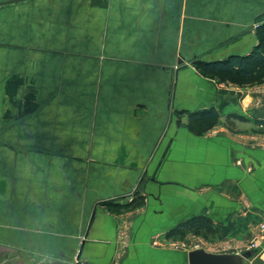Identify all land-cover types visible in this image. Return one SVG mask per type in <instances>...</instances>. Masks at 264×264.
<instances>
[{"label":"crops","instance_id":"obj_1","mask_svg":"<svg viewBox=\"0 0 264 264\" xmlns=\"http://www.w3.org/2000/svg\"><path fill=\"white\" fill-rule=\"evenodd\" d=\"M7 5L0 130L25 132L0 142L9 226L78 243L81 264H185L188 251L160 241L199 219L216 245L247 250L235 246L264 220V83L206 76L195 62L250 55L264 0ZM211 109L213 131L187 128ZM253 252L249 264L264 263Z\"/></svg>","mask_w":264,"mask_h":264},{"label":"rangeland","instance_id":"obj_2","mask_svg":"<svg viewBox=\"0 0 264 264\" xmlns=\"http://www.w3.org/2000/svg\"><path fill=\"white\" fill-rule=\"evenodd\" d=\"M11 0H0L1 2H8ZM8 4V3H7ZM7 4L0 5V10L6 8ZM8 13H5V17L2 18L0 25V44L6 45L9 43V25H8ZM1 16V15H0ZM3 17V16H2ZM37 19V18H36ZM260 21L254 24V29L257 31L258 40L264 42V33L262 32V24ZM261 34V35H260ZM6 38V39H4ZM261 38V39H260ZM8 59L9 54L7 51H0V79L4 82L0 85V113H8V108L10 107V102L7 95V80H8ZM196 66V65H195ZM197 68V66H196ZM198 69V68H197ZM198 71H200L198 69ZM4 75V76H3ZM207 76V75H206ZM218 77H225L231 82H239L241 86L246 85H262L264 83V74L255 79H238L233 76L220 75ZM224 78V79H225ZM6 92V93H5ZM13 106V105H12ZM13 108H15L13 106ZM178 125H181L182 115L177 114ZM3 117V114H2ZM7 117V114H6ZM218 121H202V120H191L189 121L187 128L197 136L205 135L213 131L217 125ZM0 130V142H24V131L23 130H9L8 126L1 125ZM4 127V129H3ZM4 154L7 155V152ZM9 169V163H0V170L7 174ZM1 186L3 188L0 191V245L15 249L19 252V255L25 264H81L78 262L77 254L79 250V244L76 242L62 241L61 237L48 235V236H33L30 232L26 231L24 228H17L9 226L8 216H9V204H8V180L2 179ZM135 198L138 195H134ZM115 203V202H114ZM109 206L108 208H110ZM128 208V207H127ZM131 208V207H130ZM117 212L122 211L125 208H115L114 206L110 208ZM262 222V221H261ZM260 222V223H261ZM259 223V224H260ZM202 227L197 231H178L176 234H167V240H161L160 244L165 246H174L179 249L189 251L197 247L206 248L213 252H227L232 250L235 244L224 243L221 247L216 245L214 238L216 233V228H213L208 221L201 222ZM209 225L210 228L206 229L204 226ZM50 229V228H49ZM252 237L248 238L245 242L238 244V249H246ZM227 250V251H226ZM252 264H264L261 261L253 262Z\"/></svg>","mask_w":264,"mask_h":264},{"label":"trees","instance_id":"obj_3","mask_svg":"<svg viewBox=\"0 0 264 264\" xmlns=\"http://www.w3.org/2000/svg\"><path fill=\"white\" fill-rule=\"evenodd\" d=\"M261 34L264 33V26L262 27ZM260 34V35H261ZM261 39V38H260ZM195 65L204 75L207 76H233L238 79H255L264 74V42L259 40V45L250 55H236L231 56L225 60L221 61H196ZM225 78V77H222ZM219 114L215 109L202 112L192 116V119L202 120V121H217ZM242 118V117H241ZM245 119V118H242ZM264 124V122H259ZM114 203L108 204L112 206ZM130 207V206H128ZM201 219L191 220L184 222L176 228L175 231L171 232L172 235L176 234L178 231H197L202 227ZM209 229V225L204 226Z\"/></svg>","mask_w":264,"mask_h":264},{"label":"water","instance_id":"obj_4","mask_svg":"<svg viewBox=\"0 0 264 264\" xmlns=\"http://www.w3.org/2000/svg\"><path fill=\"white\" fill-rule=\"evenodd\" d=\"M20 0H11L8 2H1L4 5L11 2H18ZM127 199L123 197L122 199ZM117 200H108L102 204L108 205ZM254 255L251 250L241 252H213L206 248L199 247L189 250L186 256L185 264H249V260ZM0 264H25L21 259L19 252L15 249L0 245Z\"/></svg>","mask_w":264,"mask_h":264},{"label":"built area","instance_id":"obj_5","mask_svg":"<svg viewBox=\"0 0 264 264\" xmlns=\"http://www.w3.org/2000/svg\"><path fill=\"white\" fill-rule=\"evenodd\" d=\"M258 249H261V252L264 257V220L258 225V231L253 236L252 241L247 247V250L251 251H256Z\"/></svg>","mask_w":264,"mask_h":264}]
</instances>
